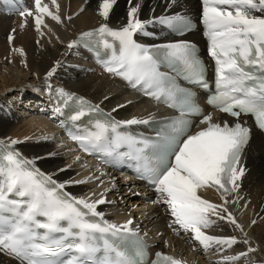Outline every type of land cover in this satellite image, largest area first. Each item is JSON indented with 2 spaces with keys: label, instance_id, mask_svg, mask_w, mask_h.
<instances>
[{
  "label": "snow or ice",
  "instance_id": "snow-or-ice-1",
  "mask_svg": "<svg viewBox=\"0 0 264 264\" xmlns=\"http://www.w3.org/2000/svg\"><path fill=\"white\" fill-rule=\"evenodd\" d=\"M6 2L10 10H14L11 7L14 0ZM51 2L56 5L58 13L56 0ZM115 2L102 0L99 14L107 19ZM34 4L36 14L26 8L19 14L33 16L37 31L44 23L43 15L62 22L61 16L53 13L47 4H42V0H34ZM137 11L138 6L130 8L127 26L113 30L107 24H102L99 29L82 33L81 40L96 34L112 37L118 45L103 40L104 47L111 49V58L104 63L105 71L122 77L133 88L139 87L157 100L163 97L170 107L178 108L181 112L180 118L172 121L170 131L159 143L141 142L144 148L154 149V164L143 155V148L137 150L139 158L146 162L145 171L149 173L150 182L160 194L154 203L167 204L175 218L173 223L194 233V239L205 249L212 243L234 245L238 242L237 237L208 235L202 228L215 223L210 219V214H214L244 232V226L229 211V201L224 197L238 189L237 181L245 173V169L238 167V164L249 142L251 129L239 118L241 115H252L257 127L264 130V79L257 81L251 72L246 71L248 66H258L264 70V0H203L205 36L210 41L209 53L217 65V88L224 89L209 102L236 120L231 125L224 121L221 126L212 123L210 115L203 116L200 122L206 127L195 134L189 133L190 122L184 116L201 115V110L194 103L191 93L177 87L159 71L160 51L150 50L133 39L134 33L143 31L145 24L151 23L136 18ZM159 22L169 26L179 22L183 28H188L191 23L183 17H160ZM8 39L11 42L14 37L9 35ZM79 42L72 41L68 47L72 48ZM161 49L164 59L170 64L179 61L191 77L202 80L194 45L179 42L162 45ZM16 51L23 54L22 49ZM55 71V68L51 69L47 76L51 77ZM250 81L253 83L250 84ZM204 86L207 87L206 84ZM56 93L59 100L55 111L60 112V105L68 106L71 102L77 108L73 116L75 120L85 115V109L100 111L98 105L93 106L83 97L64 89H57ZM120 123L147 121L97 120L96 132L87 136L73 135L71 138L83 150L90 151L107 139L109 128L116 132ZM118 136L121 140L137 143L133 138ZM10 143L14 145L18 141L11 140ZM64 187V184H57L51 176L36 169L34 161L24 159L19 152L10 150L0 141V251L14 256L21 264H63L60 257L66 253H73L68 264H137L117 247L113 239H109L131 240L135 245L134 254L143 257V241L139 238L138 230L132 227V219L119 225L109 223L96 210L97 204L106 202L104 199L89 203L85 199L70 197L62 191ZM206 188H215L220 192L224 203L217 205L204 199L199 190ZM95 217L100 219H93ZM255 224L256 220H252L251 225ZM244 236L243 243L249 245L247 251L226 257V260H238L260 250L251 246L247 233ZM98 241H102V245ZM156 257L152 264H182L180 260L159 252ZM249 264L256 262L249 258Z\"/></svg>",
  "mask_w": 264,
  "mask_h": 264
},
{
  "label": "bare ground",
  "instance_id": "bare-ground-1",
  "mask_svg": "<svg viewBox=\"0 0 264 264\" xmlns=\"http://www.w3.org/2000/svg\"><path fill=\"white\" fill-rule=\"evenodd\" d=\"M56 2L59 5L58 13L51 0H42V4H47L53 13L61 16L62 22L58 23L43 15L44 23L39 31L36 30L33 16L0 13V141L7 144H11V140L18 141L14 146L23 158L34 161L42 171L66 184V189L72 194L89 203L104 199L106 202L97 204V210L108 217L116 211L132 215L138 222L163 234L166 233L164 223L172 224L180 235L177 244L183 245L182 250L192 252L194 264H249V258L261 264L264 261V138L260 133L252 135L239 161L238 167H243L245 173L237 181L238 189L224 197L229 201V211L244 226V232L227 220L210 214V219L215 223L203 228V232L214 236H235L238 242L231 246L212 243L209 246L211 254L202 257L204 247L194 239L191 231L173 223L167 204L145 203L137 195L138 188L134 183L124 182L120 176L97 170L92 162L77 153L51 127L48 119L27 116V113H45L31 106L38 101L36 96L41 95L35 88L44 84L69 93H80L123 120L147 119L149 110L154 108L153 104L127 90L111 73L99 69V75L94 76L86 72L87 67L84 65L76 66L72 56L77 54L84 64H92L91 54L78 44L72 48L68 45L81 37L82 33L99 29L102 24H107L113 30L127 26L128 11L133 6H138L136 18L151 21L145 24L143 31L134 33L136 38H144V33L148 31L166 35L157 24L159 18L198 10V0H116L107 19L99 14L102 0ZM26 9L36 14L34 0L28 2ZM9 35L14 37L11 42ZM146 40L148 43L158 42L153 38ZM16 49H22L23 54ZM53 68L56 71L48 77L47 73ZM199 194L217 205L224 203L221 194L214 188L201 189ZM252 220H256L255 225H251ZM244 233L252 242L251 246L260 250L238 260H226V257L247 251L249 245L243 243ZM0 264L17 263L0 252Z\"/></svg>",
  "mask_w": 264,
  "mask_h": 264
},
{
  "label": "rangeland",
  "instance_id": "rangeland-1",
  "mask_svg": "<svg viewBox=\"0 0 264 264\" xmlns=\"http://www.w3.org/2000/svg\"><path fill=\"white\" fill-rule=\"evenodd\" d=\"M72 60H73V62H74V64L76 66L84 65L85 67H87L86 72L88 74H92L94 76H98L99 75V69L97 67L93 66L92 64H87V63L84 64L83 61H82V58H80L77 54H75V56H72Z\"/></svg>",
  "mask_w": 264,
  "mask_h": 264
}]
</instances>
